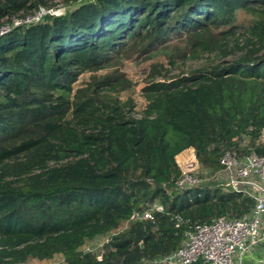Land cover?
Returning <instances> with one entry per match:
<instances>
[{
	"label": "trees",
	"instance_id": "1",
	"mask_svg": "<svg viewBox=\"0 0 264 264\" xmlns=\"http://www.w3.org/2000/svg\"><path fill=\"white\" fill-rule=\"evenodd\" d=\"M52 1L0 0V264H147L190 226L248 213V193L173 186L186 148L201 176L225 150L264 155V0H64L75 3L12 24ZM174 36L185 44L170 65L214 60L177 74L153 64L139 113L117 96L133 84L118 70L73 88L81 72ZM154 201L164 211L153 220L130 219ZM107 234L101 259L83 249Z\"/></svg>",
	"mask_w": 264,
	"mask_h": 264
},
{
	"label": "built area",
	"instance_id": "2",
	"mask_svg": "<svg viewBox=\"0 0 264 264\" xmlns=\"http://www.w3.org/2000/svg\"><path fill=\"white\" fill-rule=\"evenodd\" d=\"M52 12L40 7L33 15L23 19L13 18L18 25L36 21L43 14ZM10 30V25L0 26V34ZM260 139H264V130ZM180 175L174 188L184 189L202 186L208 180L214 186H223L236 192H245L254 199L251 210L238 218L216 217L207 223H198L184 231L181 244L170 253L152 258L149 264H241L244 254L255 245H264V155L255 152L239 155L225 150L219 157L220 168L211 174L199 175V164L193 152L178 162ZM168 191V189H167ZM159 202L147 203L140 211H134L130 219L153 220L155 212H163ZM109 235H104L107 242ZM86 244V243H85ZM84 250H91L83 246ZM101 250L96 252L101 259Z\"/></svg>",
	"mask_w": 264,
	"mask_h": 264
},
{
	"label": "rangeland",
	"instance_id": "3",
	"mask_svg": "<svg viewBox=\"0 0 264 264\" xmlns=\"http://www.w3.org/2000/svg\"><path fill=\"white\" fill-rule=\"evenodd\" d=\"M79 1V0H77ZM53 6H51L52 12L61 13L65 10L67 6L73 5V3H66L64 0H53ZM184 37L174 36L167 43V47L163 44H158L156 49L149 50L145 54H139L136 51H130L122 59H114L112 64L93 71H83L79 74L77 80L73 83V88L79 86H84L88 81L92 79L93 76H100L106 73L118 70L124 74L126 78L131 80L133 83L129 88L121 90L117 93V96L124 100L131 97L135 102V111L139 113L146 105V99L142 95V87L148 80L151 68L153 64H161L162 67L170 69L171 74H177L181 72H186L191 68H196L199 66H204L211 64L213 62L212 56H207V54L202 55L199 58L192 59H175L174 66L169 64L168 54L172 53L174 48L176 51L184 46ZM180 155H176V160L182 162ZM200 170V169H199ZM105 236H98L84 245V247L93 250L94 252H99L101 248L103 249ZM63 257L61 254H55L52 258L48 259H37L27 257L25 260L17 262L15 264H63ZM149 264V263H147Z\"/></svg>",
	"mask_w": 264,
	"mask_h": 264
},
{
	"label": "crops",
	"instance_id": "4",
	"mask_svg": "<svg viewBox=\"0 0 264 264\" xmlns=\"http://www.w3.org/2000/svg\"><path fill=\"white\" fill-rule=\"evenodd\" d=\"M145 108V107H144ZM193 152L191 147L182 150L178 155L183 157L182 160ZM241 264H264V245L257 244L249 252L244 254L241 259Z\"/></svg>",
	"mask_w": 264,
	"mask_h": 264
},
{
	"label": "water",
	"instance_id": "5",
	"mask_svg": "<svg viewBox=\"0 0 264 264\" xmlns=\"http://www.w3.org/2000/svg\"><path fill=\"white\" fill-rule=\"evenodd\" d=\"M139 244L141 245L142 243H141V242H139Z\"/></svg>",
	"mask_w": 264,
	"mask_h": 264
}]
</instances>
